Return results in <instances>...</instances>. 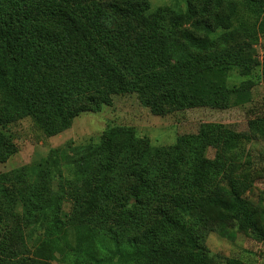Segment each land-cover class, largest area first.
Returning a JSON list of instances; mask_svg holds the SVG:
<instances>
[{
    "label": "trees",
    "instance_id": "16d2710c",
    "mask_svg": "<svg viewBox=\"0 0 264 264\" xmlns=\"http://www.w3.org/2000/svg\"><path fill=\"white\" fill-rule=\"evenodd\" d=\"M241 4L264 33V1ZM187 12L181 20L167 9L150 10L146 0H0V163L16 152L3 131L8 124L30 117L49 137L97 106L104 92H133L159 116L185 108L193 52L206 48L190 34L183 35L187 46L177 38L180 26H192L191 7ZM238 12L224 20L227 26L240 20ZM79 96L84 104L65 108ZM248 128L262 132L264 119L248 121ZM122 133L107 132L100 146L51 150L49 173H37L38 165L0 175V264H221L200 245L215 225L229 221L262 236L254 209L232 180L196 188L174 155L162 164L170 171L157 177L142 156L131 164L135 182L122 179L112 187L111 177L121 172L116 161L124 152L114 145ZM228 137L231 143L248 138ZM63 153L73 172L59 168ZM210 166L204 161L201 169ZM43 244L54 248L48 259L37 251Z\"/></svg>",
    "mask_w": 264,
    "mask_h": 264
},
{
    "label": "rangeland",
    "instance_id": "374dc122",
    "mask_svg": "<svg viewBox=\"0 0 264 264\" xmlns=\"http://www.w3.org/2000/svg\"><path fill=\"white\" fill-rule=\"evenodd\" d=\"M146 1L150 10L167 9L179 14L181 20L188 14V7L193 10L192 26L183 24L176 32L185 46L184 33L199 44H206L204 50L193 52L190 65L193 73L186 96L190 103L182 110L159 116L133 92H104L98 95L103 98L97 106L67 119L62 130L49 137L30 117L18 119L3 130L15 144L16 152L0 163V175L22 167L36 169L38 165L41 167L37 173L42 175V171L53 167L45 162L51 150L76 149L88 144L100 146L104 134L120 130L123 133L114 145L120 147L117 146L115 152L124 153L117 158L121 172L111 177L112 187L122 185V179L127 185L133 184L136 176L131 164L144 155L143 160L154 167L155 177L167 171L162 165L165 157L174 155L182 161L186 178L196 188H211L232 180L250 202L263 234H245L227 221L215 225L203 236L200 245L221 264H264V129L257 133L248 128V121L264 119V33L256 28L258 22L252 19L248 8L242 6L244 0ZM234 8L243 16L227 26L224 20ZM240 22L244 23L239 25ZM202 64H209L211 68L202 72L199 68ZM85 98L79 96L64 106L74 109L84 104ZM50 122L56 124L54 119L46 120ZM231 133L245 134L248 138L231 143L228 137ZM132 150L137 152L129 156ZM57 160L61 171L76 170L64 153ZM204 161L211 164L207 171L201 169ZM212 216L216 221L219 219ZM79 222L75 218L74 225ZM189 225H185L188 232ZM68 230L75 244L76 236L72 228ZM37 251L40 257L48 259L54 248L43 244Z\"/></svg>",
    "mask_w": 264,
    "mask_h": 264
}]
</instances>
